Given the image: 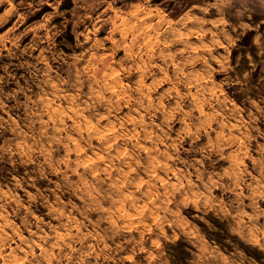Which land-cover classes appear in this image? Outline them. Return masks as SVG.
Segmentation results:
<instances>
[{
    "label": "rangeland",
    "instance_id": "rangeland-1",
    "mask_svg": "<svg viewBox=\"0 0 264 264\" xmlns=\"http://www.w3.org/2000/svg\"><path fill=\"white\" fill-rule=\"evenodd\" d=\"M261 23L0 0V264H264Z\"/></svg>",
    "mask_w": 264,
    "mask_h": 264
},
{
    "label": "crops",
    "instance_id": "crops-1",
    "mask_svg": "<svg viewBox=\"0 0 264 264\" xmlns=\"http://www.w3.org/2000/svg\"><path fill=\"white\" fill-rule=\"evenodd\" d=\"M222 2H244V3H251V4H264V0H220ZM262 27V29H264V24H260V28ZM248 36L251 35L250 38V44L253 45V40H252V36L254 34V30L250 31L248 30L246 33ZM237 43H240V40L237 41Z\"/></svg>",
    "mask_w": 264,
    "mask_h": 264
},
{
    "label": "bare ground",
    "instance_id": "bare-ground-1",
    "mask_svg": "<svg viewBox=\"0 0 264 264\" xmlns=\"http://www.w3.org/2000/svg\"><path fill=\"white\" fill-rule=\"evenodd\" d=\"M152 44V43H151ZM156 160V159H155Z\"/></svg>",
    "mask_w": 264,
    "mask_h": 264
}]
</instances>
